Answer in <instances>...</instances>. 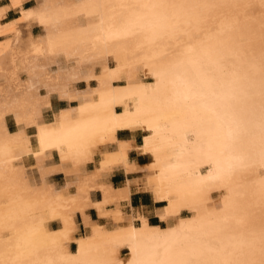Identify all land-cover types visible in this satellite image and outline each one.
Listing matches in <instances>:
<instances>
[{
  "label": "bare ground",
  "instance_id": "1",
  "mask_svg": "<svg viewBox=\"0 0 264 264\" xmlns=\"http://www.w3.org/2000/svg\"><path fill=\"white\" fill-rule=\"evenodd\" d=\"M31 1L34 4L27 6ZM121 1L123 0H6L4 3V0H0V264H70L71 259L79 256L81 243L77 253H73L71 250V246L78 241L89 239L97 234L103 236L130 232L133 223L139 220L142 223L140 231L147 230L150 225L148 216L150 212H147L145 207L135 212L127 210L125 205L130 200L133 188L139 187L141 182L146 181L145 177L152 173L155 168L154 161L148 160L140 163L139 159H132L130 155L136 151L135 142L131 139L117 137L116 129L127 123L130 116L134 115V111L137 114L146 113L157 119H159V111H163L165 120L171 121L178 118L179 115H172L174 117L169 120L167 115L169 114L170 117L171 112L182 109L175 108L176 105H165L163 102L165 97L158 85L153 86V83L149 89V86L145 89L146 86L141 82L142 72L146 76L149 71L150 73L161 71L160 67L156 65L151 68L150 66L154 63H150V61H155L157 64L162 63L161 65L172 62L171 58L168 60L167 56L162 57L164 55L161 53L164 51L163 48L156 49L157 52H154V56L153 53L152 56L149 54L153 60L148 57L151 60L147 61L145 58L142 59L144 56L141 58V55H137L139 52H136L137 54L130 52L129 48L136 45L134 43L136 41L129 45L131 41L128 39L129 42L124 43L123 38V43L113 44L105 39V35L115 32V29L118 32L123 28L126 30L127 23L120 24L124 22L123 20L131 11L130 9L128 12L123 11L125 10L123 6L129 7L128 4H131V0H127L126 2H129L125 4L120 3ZM155 1L152 0L154 3ZM157 1H159V6H154L155 4L151 0H144L141 3L150 4L151 7L148 9L159 7L160 9L156 8L158 9L156 11L160 12L162 17V14L165 15L162 12L167 8L161 5V0ZM182 1H184L182 3L184 5L185 0ZM187 1L191 4L195 0ZM214 1L206 0L209 5L211 4L207 6L211 7ZM240 1L231 0V4L238 5L237 3L240 4ZM189 2L186 3V6L184 5L185 9L189 8L187 7L190 5ZM226 2L230 5L229 1ZM259 2L262 1L259 0ZM164 3H167V0ZM176 3L173 4L176 5ZM202 3L199 2V4ZM195 4L197 5V3ZM216 4L214 3V6ZM118 5H123L124 9L121 13H118L120 11ZM236 5L230 6L231 20L227 23L221 21L228 26L219 23L221 26H226L225 29H222L223 26L221 28L219 25L222 29L221 32L218 30L219 28L217 29L220 37L223 38L221 41L225 40L221 45L229 47L230 50L226 52L227 54L234 51L233 56L241 51L245 55L256 56V60L250 56V59L253 58L251 61L254 64L252 67L250 65V68L257 66V69H261L262 67L261 70L264 71V27L260 26V23L264 26V13L262 15L258 13L262 8L257 10L261 4L254 7L257 11L254 13L259 14L257 16H260V19L251 17L254 14H249L244 18V10V14L240 13L241 9L239 10ZM136 6L138 10L139 3ZM203 6H200L201 9ZM111 7L112 9L116 7L117 11L110 9V12H107V9ZM224 7H218V9H224L226 12L228 10L229 13V9ZM177 8L179 7L177 6ZM198 8L196 13L203 11V9L199 11ZM189 9L195 10L191 6ZM189 9L186 11L190 12ZM209 9L211 11V8ZM215 9H213V13L211 11V17ZM11 11L17 12L18 17L8 20ZM174 11L175 9L173 13ZM249 11L253 13V10ZM203 13L206 14V12ZM222 13L220 15L218 12L215 15L218 14L222 18L225 16ZM124 15L126 16L124 17ZM131 15H129L130 19L133 17ZM138 15L137 17H139ZM150 16L152 18V15ZM176 16L179 15L176 14ZM184 17L186 16L183 15ZM144 18L146 17L144 16ZM193 19L196 21V18ZM126 20L128 21V19ZM167 20L170 21V19ZM186 20L189 22L190 18L187 17ZM204 20L203 23H207ZM190 21L192 24L194 23L193 20ZM199 21L197 22L199 23ZM141 22L142 20L139 19L137 24L140 25ZM170 22L173 23V21ZM188 22H186V26ZM208 22L212 24L213 21L209 19ZM157 23L159 24V22ZM216 25L218 26V24ZM216 25L214 24V27ZM101 27H106V34L103 33V30V34L100 35ZM35 28H40L38 34L34 33ZM203 28L205 27L203 26ZM206 29L198 31L206 32ZM190 32L187 33L191 34ZM199 32L198 34H200ZM136 33L135 29L131 34L130 29L126 32L130 38V35H135V39ZM195 33L193 38L196 39ZM121 35H124V31ZM184 37L186 38V36ZM141 39L142 43L143 39ZM206 40L208 41L209 38ZM246 41L247 44L244 43ZM125 46L129 47V52L121 53ZM207 52L208 48H202L199 51V58H204L206 63L210 59ZM159 54L162 55L159 56ZM227 54L225 55L227 56ZM128 55L130 57H127ZM260 61L263 63L260 64ZM147 67L151 69L148 71ZM157 67L159 69H156ZM228 67H221L222 70L221 68L220 70L229 69ZM227 69L224 71H228ZM213 70H217V68ZM144 82L146 84V81ZM255 91L259 92V90ZM140 101L138 109L134 102L139 103ZM61 102H66V107L55 109ZM50 112H52V119L48 120ZM10 118L16 125L15 131H11L9 127ZM32 129H34L33 134ZM232 138L233 135L230 140H233ZM227 140L229 139L222 132L213 134L211 138L212 150L210 153L214 155L213 163L215 165L212 167L216 172L217 169L220 170L217 177L212 176L214 177L210 183L212 188L218 187L223 178L231 180L236 169L231 175L229 173L232 172L233 166H238L234 162L231 163V158H222L223 155L230 154L228 153L229 143ZM229 157L233 156L230 154ZM117 169L122 170L127 176L124 185L118 188L114 187L110 181L112 173ZM58 176L61 178L58 179ZM229 182L233 183L234 179ZM232 186L229 184L230 189L234 188ZM229 187L224 189L229 190ZM91 211L95 212V219H93Z\"/></svg>",
  "mask_w": 264,
  "mask_h": 264
},
{
  "label": "flooded vegetation",
  "instance_id": "2",
  "mask_svg": "<svg viewBox=\"0 0 264 264\" xmlns=\"http://www.w3.org/2000/svg\"><path fill=\"white\" fill-rule=\"evenodd\" d=\"M126 1L123 0L120 3L125 4L129 2ZM156 8L160 9L159 7H153L152 10L155 12L151 10V13H156L158 11ZM151 13H146L144 15L146 18L144 16L139 17L142 20L140 24H143L142 26L139 23L132 24L130 22V25L127 24L128 26L125 28L127 31L130 29V34L134 29L135 31L137 30L136 39L139 38L137 39L138 43L144 32L150 33L149 38L145 39V41L141 39L142 43L140 42V44H146L145 48L149 46L154 48L149 53L150 55L153 53L152 55L154 56L153 50L156 49L155 46L158 47L160 44H165L167 42L166 38H174V36L170 35L171 29L182 27V25L179 22L176 26L170 24L169 20H167L170 18H167L169 14L166 17L165 15L157 17ZM150 15H152V18ZM154 20L159 22V24ZM204 23L198 24L199 27L205 26L206 23ZM153 24H158L159 28ZM122 30L118 32L115 29V32L111 33L112 36L108 33L105 35V39H108L107 41L110 43L119 44L123 43L124 38V43L131 41L129 44L131 45L136 41L134 43L137 44L135 35H130L131 38L128 37L125 29L123 31L126 36L121 35ZM216 34L215 36L208 37L210 43L206 40L207 44L218 45L220 43L219 41L223 38L220 37V33ZM109 36L111 39L108 38ZM159 41L161 43H158ZM204 45L206 44L199 46V48L194 47L195 50L192 48V51H186L183 55H179L178 59L174 58L172 62L166 65L158 66L160 69L158 67L156 69L161 71H156L155 76L150 74L145 78L146 83H156L155 85H158L159 89H162L165 105H176L175 108L178 107L185 110L182 116L174 118L171 121H166L163 111H159V119L153 118L146 113H138L131 115L127 123L120 125L116 129L117 137L131 139L135 142L136 151H133L130 155L132 159H139L140 163L148 160L154 161L155 168L152 170V173L148 177H145L146 181L141 182L138 185L139 187L133 188L130 200L125 205L127 210H134L135 212L145 207L144 209L150 212L148 214L150 226L147 230L140 231L142 223L139 220L133 223L130 232L103 236H99L98 234L97 236L93 235L83 242L82 255L71 259L70 264H83L84 261H89L91 264H138L141 259L149 258V250L152 247V242L147 239L149 235L160 237L174 232L178 233V238L182 242L176 246L177 250L193 253V255L188 257L192 261V264H195V254L205 257L219 255L222 258L238 261L239 264H264V243H262V237H264V208L261 207L259 196L261 186L264 184V177L259 180L256 178L258 173L264 172V167H262L264 161H262L260 155L262 146L261 114L264 111V71L261 70L262 67L261 69H257V66L250 68V70L248 69V65L245 64L242 69L237 70L234 74L218 76L219 69L213 70L216 64L226 61L227 57V59L231 58L234 51L228 54L225 53L227 56L218 50L210 52L208 53L210 58L208 64L206 63L207 61H204V58H199V51ZM134 46L135 44L130 48L125 46L123 48L124 51L122 50L121 53L131 49L130 52L137 54L138 52ZM221 53L223 54L222 56ZM131 56H133L132 53ZM223 56L225 59H223ZM127 57L130 56L128 55ZM240 57V61L245 59L251 62L252 60L250 56L247 58L245 54H242ZM231 59L234 60V57ZM190 60L197 62L200 68L199 73L195 70L193 64L190 63ZM223 62L220 64H223ZM261 63L263 61H260ZM211 65L214 66L212 67ZM246 72H249V74H246ZM157 74L163 75L160 79H157ZM209 81H211V85H209ZM220 82L223 83V87H218ZM210 86L216 91L217 97L210 96ZM229 87L235 88L239 94H234L231 97V103L237 106L238 112L243 113L245 126L238 130V135L233 134V140H228V143L232 145L228 147V153L233 156L236 153L244 155V152H246L247 155L243 156L245 163L241 161L234 164L239 165V169L245 164L244 167L252 173L248 177H245V179L241 178L240 183H235V181L233 184L231 183L232 187H234L230 189L231 191H227L224 188L219 190L221 188L219 186L210 190L212 188L210 186L212 178L203 180L200 178L204 177L211 169L213 173H217L215 168L212 167L214 165V155L210 153L211 148L208 152H200L196 145L192 143L193 138L188 133L193 131V128L189 126L188 121L191 120L192 124L200 125H211L215 122L218 130L223 129V123L215 120V118L221 115L232 118L230 112L222 109L218 98L219 94L226 91ZM189 88L204 98L191 99L187 96ZM255 90L263 91V93L258 96ZM209 105L211 106V110H208ZM195 109L199 112L195 113ZM221 132L217 131L214 134ZM212 135L209 137L201 133L199 138L201 140L210 139L211 141ZM185 144H187V148L183 147ZM174 152L175 154L171 156ZM159 167L161 169L158 170ZM197 168L199 169V177H197V172L195 171ZM255 168H257L258 173L254 170ZM130 178H133V176H130ZM126 179L127 176L120 169L115 170L110 177L111 184L117 188L122 187ZM216 179L218 180V178ZM225 198H230L236 207L243 206L246 211L240 214V222H236L237 224L233 220H226L220 226L212 225L210 223L214 218L212 214L218 212L221 202ZM168 203H171V205L169 209L164 211V207L166 208ZM91 214L93 219H95V212L91 211ZM198 221L202 222L204 231L217 230V227L222 229L220 235L223 237V243L215 239L201 237L198 231L201 225L196 223ZM158 225L161 226L162 231H165L168 227L170 230L162 233H148V231L154 229V227H158ZM181 225H190L194 230L192 232H179ZM137 231L143 234H135ZM74 245L75 251L71 247L73 253L76 252L77 248V245ZM204 245H207L213 251L208 252ZM164 250V246L158 248V255L162 256Z\"/></svg>",
  "mask_w": 264,
  "mask_h": 264
},
{
  "label": "rangeland",
  "instance_id": "3",
  "mask_svg": "<svg viewBox=\"0 0 264 264\" xmlns=\"http://www.w3.org/2000/svg\"><path fill=\"white\" fill-rule=\"evenodd\" d=\"M144 0H131L130 2H131V4L129 3L128 5H129V7H131V8H129L127 5H118L119 6V8H118V6H116L117 7V9H119L120 11L118 12V13H121V11L124 9L123 7H125V10H123V11H126V12H128L129 11V9L131 10L129 13H128V15H127V17H125L126 15H124V17L126 18V19H128V21L126 20H123L124 22L123 23H121L122 22V20H121V24L120 25H124V23L126 22L127 24L128 23H130V22H132V23H137L138 21H139V17H140V15L141 16H144L145 14H146V11H147V13L148 12H150L151 13V10H152V8L151 9H148V8H150L151 7V5L150 4H148V3H141V2H143ZM172 0H169L166 4L169 6V8H168V6L167 7H165V8H167V9H164V11L162 12V13H164L165 15H166V13H167V15L168 14H170V20H172L173 21V23L174 24H177L178 22H180L181 24H182V27L183 28H181V27H177V28H174L172 31H170V35L171 36H174V41H173V39H172V37L171 38H166V40L168 41L166 44H164V45H161L160 47L158 46H155V48L157 49V50H161V48H163L162 50H164V51H161V53L162 54H164L165 56H167V59L168 60H170V58L171 59H174V58H177V56L179 57V55H183L186 51H189V49H192L194 46H195V44L197 45V41H201V40H206V39H208V37H209V34H210V36H211V34L212 35H214V34H216V33H218L219 31L221 32V30L222 29H225V27L226 26H228L227 24H225V23H227V22H229V20H231V18H232V13H231V10H230V6H234V5H236V4H231V0H220L221 2L222 1H225L224 3L222 2H220L219 0H215L214 2H213V4H212V6H214V3H217L214 7H208V6H210L209 5V3H207L206 2V0H202V1H197V0H195V1H197V2H195V1H192V3L190 4V2L189 1H187V0H185V6H186V3L187 2H189V4L190 5H187V7H189L190 8V6H191V8H195V10L194 9H192V11H191V9H189V8H187V9H185L186 7H184V5H182V3L184 2V1H182L181 2V0H173V2H171ZM177 1H179V2H177ZM203 1H205L204 3H202ZM217 1V2H216ZM218 1H219V4H220V6H218L219 4H218ZM226 1H229V3H230V5L226 2ZM233 1V0H232ZM245 1V0H244ZM243 0H241L240 2L241 3H245L244 5H242L241 3V5L239 4V3H237L238 5H236L238 8H239V12L240 13H242V14H244V12H245V14L243 15L244 16V18L245 17H247L249 14H254V16H251V17H255V18H258L259 17V19H260V16H257V15H262L264 12H262V10H264V0H261L262 2H263V4H262V2H259V0L258 1H254V0H246L245 2H244ZM254 1V3L255 2H257L256 4H250L249 5V3H251V2H253ZM6 2V0H4V3ZM138 4L139 3V6H138V10H137V6H136V4ZM138 2V3H137ZM151 2H152V0H151ZM158 4H157V3ZM164 2H165V0H164ZM176 3V5H175V7H173V8H170V7H172V4L173 3ZM194 2V3H193ZM199 2H201L202 4H199ZM247 2H248V6L246 7V5H247ZM261 4H259V3ZM153 4H155L154 6H159V1H155V3L154 2H152ZM169 3H172V4H169ZM195 3H197V5L195 4ZM227 3V4H226ZM235 3V2H234ZM34 4V2L33 1H31V2H29L28 4H27V6H32ZM134 4V5H133ZM145 4V5H144ZM193 4H195L194 6H193ZM203 4H204V6H203ZM223 4H225V5H223ZM132 5V6H131ZM149 5V6H148ZM174 5V4H173ZM203 6V7H207V8H203L202 7V9H203V11H201L202 9H201V7L200 6ZM208 5V6H207ZM239 5H240V7H239ZM258 5H260V7H257V10H258V8H262L261 10H260V12H258L259 14H255L254 12H257L255 9H254V7H256V6H258ZM123 6V7H122ZM143 6V7H142ZM177 6L179 7V8H177ZM180 6H181V8H180ZM195 6H197V7H195ZM198 6H199V8H198ZM221 6H222V8L224 7V8H226V9H229V13H228V10H227V12L226 11H224V9H218V7H220L221 8ZM227 6H228V8H227ZM244 6V7H243ZM251 7V9H250V7ZM263 6V7H262ZM116 7L114 8V9H112V7L111 8H109V9H107V12H110V9H112V10H114V11H117V9H116ZM127 7V8H126ZM134 7H136V8H134ZM141 7V8H140ZM243 7V8H242ZM197 8L199 9V11H201V12H199L198 13V11H197V13H196V10H197ZM209 8H211V11H212V13H213V9H215V10H217V11H215L214 10V14H213V16L211 17L210 15H211V11H210V9ZM247 8V9H246ZM253 8V9H252ZM116 9V10H115ZM133 9V10H132ZM171 10V12H170V10ZM175 9V11H176V14L177 15H179V16H176V14H175V11H174V13H173V10ZM178 9V10H177ZM190 10V12L189 11H186V10ZM209 11H208V10ZM136 10V11H135ZM167 10V12H165ZM182 10V11H181ZM205 10V11H204ZM243 10H244V12H243ZM246 10V11H245ZM249 10H253V13H251L252 11H249ZM141 11H142V13H141ZM178 11H179V14H178ZM181 11V12H180ZM183 11L185 12L184 14H183ZM194 11V12H193ZM232 11H233V8H232ZM259 11V10H258ZM133 12H135L134 14H133ZM138 12V13H137ZM203 12H206V14L205 13H203ZM209 12V13H208ZM220 13V15H221V13L222 12H226L225 14L224 13H222V15H225V16H222V18H221V16L220 15H218V14H216L215 15V13ZM133 14V15H131V14ZM140 13V14H139ZM145 13V14H144ZM158 13V15L160 16L161 15V13L160 12H157ZM157 13H153V15L154 16H156L157 15ZM173 13V14H172ZM188 13H190L189 14V16H188ZM195 14V15H193V14ZM139 14V15H138ZM182 14V15H181ZM192 14V15H191ZM199 14V15H198ZM203 16H205V17H203ZM213 19H211L208 15ZM230 14V15H229ZM129 15H131V16H133V17H135V18H131L132 19V21H131V19H130V16ZM137 15L139 16V17H137ZM157 15V16H158ZM174 15V16H173ZM183 15H185L186 17H184L183 18ZM198 15V16H197ZM128 16H129V18H128ZM158 16V17H159ZM162 16H163V14H162ZM179 17L180 19L178 20V18H172V17ZM181 16V17H180ZM194 16V17H193ZM216 16V17H215ZM226 16H229V17H226ZM231 16V17H230ZM264 16V15H263ZM262 16V17H263ZM16 17H18V14H17V12H15V11H11L10 13H9V16H8V20H10V19H13V18H16ZM188 17V19L190 18V20H193V24H192V21H190L189 20V22L186 20V18ZM208 17V18H207ZM214 17V18H213ZM250 17V18H251ZM193 18H196V21H194L195 19H193ZM215 18H216V20H218V21H216L215 20ZM217 18H219V19H217ZM224 18H225V20H224ZM129 19H130V21H129ZM174 19V20H173ZM199 19H200V21H199ZM205 19V20H204ZM209 19H210V21H213L212 22V24H211V22H210V24H209ZM248 19V18H247ZM252 19V18H251ZM254 19V18H253ZM182 20V21H181ZM186 20V21H185ZM203 20L204 21H206L208 24H209V26H208V24L206 25V26H208V27H206V26H204L205 28H203V27H199L198 28V26L199 25H197V24H201V23H203ZM214 20H215V23H214ZM219 20H220V22H219ZM177 21V23H175ZM197 21H199V23L197 22ZM221 21H223V22H225V23H223V22H221ZM186 22H188V24H187V26H191L190 28L188 27V28H186L187 26H186ZM201 22V23H200ZM218 22V23H217ZM169 23L170 24H173V23H171L170 21H169ZM219 23H221V24H223V25H226V26H223V28H222V26H221V24H219ZM260 23V22H259ZM127 24L125 25V27L127 26ZM173 24V25H174ZM194 24H196V25H194ZM214 24L216 25V24H218V26L216 25V27H214ZM264 24V23H263ZM219 25H220V27L222 28V29H220V27H219ZM159 25L158 24H156L155 25V27H158ZM195 26V27H194ZM197 26V27H196ZM211 26V27H210ZM212 26H213V28H215V29H213L212 28ZM260 26H262V27H264L263 25H261V23H260ZM185 27V28H184ZM193 27V28H192ZM103 27H101L100 28V35L101 34H106V32H107V29H106V27H104L103 29H102ZM181 28V29H180ZM194 28H197L196 30L194 29ZM206 28H208V29H206ZM210 28H211V30H210ZM219 28V29H218ZM124 29V28H123ZM188 29H189V31H188ZM204 30L205 31V29H206V32H201L202 34H203V36H202V34L199 32V31H201V30ZM217 29L219 30V31H217ZM103 30H104V32H103ZM106 30V31H105ZM184 30V31H183ZM193 30H195L196 31V33H195V31H193ZM199 30V31H198ZM210 30V31H209ZM214 30H215V33H214ZM175 31V32H174ZM190 31H192V32H194L195 33V36H196V39L195 38H193L194 37V33H191ZM40 32V28H35V30H34V33L35 34H38ZM103 32V33H102ZM187 32H190L191 34H193V35H191V34H189V33H187ZM198 32L201 34H198ZM211 32V33H210ZM151 33H152V31H151ZM185 33H187L186 35H185ZM207 34V36H206V34ZM214 33V34H213ZM150 34V33H149ZM149 34L147 33H144L142 36H141V38L145 41V39H148L149 38ZM175 34V35H174ZM181 35V38H178L179 36H177V35ZM183 35V36H182ZM188 35H189V37H188ZM192 37H191V36ZM199 35V36H198ZM184 36H186V38L184 37ZM202 36V37H201ZM202 38V39H201ZM169 39H172V40H169ZM178 39V40H177ZM189 39V40H188ZM192 40V41H191ZM170 41V42H169ZM224 41L225 40H222L220 43H218V45L220 44V47H218V45H212V44H206V45H204V47L203 48H208V52L207 53H209V49H210V52H213V50H218V51H221L222 53H226V52H229V47H225L224 45H221V44H223L224 43ZM196 42V43H195ZM170 43H173V44H170ZM175 43V44H174ZM190 43V44H189ZM192 43V44H191ZM244 43H248L247 41L246 42H244ZM137 45H139L140 46V42L139 43H137L136 45H135V49H136V51L137 52H139V54H137V55H141V58L142 59H144L145 58V60H147V61H149V60H153V57H149V58H151V59H149L148 58V56H149V51H152V49H154V48H152V47H147V48H145V46H146V44H143V45H141L140 46V49H138V47L139 46H137ZM166 45V46H165ZM192 45H194V46H192ZM209 45V46H208ZM163 46H165V47H163ZM206 46V47H205ZM222 46H223V48H222ZM195 47H197V46H195ZM218 47V48H217ZM264 47V46H263ZM160 48V49H159ZM217 48V49H216ZM142 49V50H141ZM146 49H148L147 51H146ZM150 49V50H149ZM154 50L153 52H157V50ZM169 49V50H168ZM171 49V50H170ZM213 49V50H212ZM226 49V50H225ZM176 50V51H175ZM223 50H224V52H223ZM141 51V52H140ZM174 51V52H173ZM146 53L145 55L143 54V53ZM164 52V53H163ZM175 52H177V53H175ZM240 52V51H239ZM148 53V54H147ZM173 53V54H172ZM161 54V55H162ZM168 54V55H167ZM174 54H176V55H174ZM243 53H242V51L240 52V53H236V56L234 55V56H232V57H234L235 59H237V57L239 58L241 55H242ZM148 55V56H147ZM160 54H159V56H161ZM163 55V56H164ZM174 55V56H173ZM239 55V56H238ZM247 57H249V56H252L254 59L255 58H257L256 56H253V55H246ZM251 57V58H252ZM147 58V59H146ZM252 58V59H253ZM154 59H156V58H154ZM232 62H231V61ZM237 60H239V59H237ZM256 60V59H255ZM254 60V61H255ZM246 63H245V62ZM253 61V60H252ZM252 61L251 62H247V60H243V61H240V62H242L241 64H240V62L239 61H237V63L235 64V62L236 61H233V59H231V58H229V61H228V59L223 63V65H219L220 63H218V64H216V66H215V69L217 68H219V72H218V76H225V75H231V74H234L237 70H238V68L239 69H241L243 66H241V65H244V64H247V63H249V65H248V69H250V65H251V67L254 65L253 63H252ZM227 62H229L228 64H227ZM234 62V63H233ZM150 63H154V64H152L150 67L152 68V66H159V65H161L160 63L159 64H157L155 61L154 62H151L150 61ZM156 63V64H155ZM252 63V64H251ZM233 64V65H232ZM225 65H227V66H225ZM232 65V66H231ZM218 66V67H217ZM223 66H225V67H228L229 69H227L228 71H224V70H226V69H223V71H221L222 70V68H225V67H223ZM245 66V65H244ZM149 67V69H148V67H147V70L149 71L151 68ZM222 67V68H221ZM220 68H221V70H220ZM235 69V70H234ZM251 70V69H250ZM221 71V72H220ZM234 71V72H233ZM231 72V73H230ZM144 72H142L141 73V82H142V84L143 85H145L146 87H145V89H147V87H148V89L152 86V84H145V78L147 77V76H149L150 74H153V75H155V73L154 72H151L150 73V71H149V73L145 76L144 74H143ZM246 74H249V72H246ZM241 76H244V75H241ZM143 79V80H142ZM155 84L156 83H154V85L153 86H155ZM154 88V87H153ZM156 88V87H155ZM263 93V91H259L257 94H258V96H260V94H262ZM140 103H141V101L139 102V103H135L134 102V105H136L137 107L138 106H140ZM137 104H139V105H137ZM66 102H61L55 109H57L58 107H66ZM138 109H139V107H138ZM180 109V108H179ZM182 109V108H181ZM199 111L197 110V109H195V113H198ZM213 112H216V111H213ZM137 114V112H135L134 111V113L133 114ZM171 113H173V114H171ZM170 113V117H169V114L167 115V119L169 120V118L171 119L172 117H174V116H177V115H179L178 117H180L181 115H183L184 113H185V110H176V111H173V112H171ZM176 113V114H175ZM172 115H174V116H172ZM48 120H51L52 119V112H50V115L48 116V118H47ZM9 127H10V129H11V131H15L16 130V125H15V123H14V121H13V119L12 118H10L9 119ZM33 132H34V129H32V134H33ZM227 143H228V140H227ZM227 143H224V144H227ZM225 150V149H224ZM175 154V152L174 153H172L171 154V156H173ZM223 155V154H222ZM247 155V153L246 152H244V155H242V153H236V154H234L233 156L234 157H229L230 156V154L228 155V154H226V155H223V159L224 158H231V163H237V162H241V161H243V163H245V159H244V157L243 156H246ZM245 165V164H244ZM244 165L239 169V165L238 166H233L232 167V172H230L229 173V175H231L234 171H235V169H236V171H237V173H233V178L232 179H234V181H235V183H240V181L242 180V179H245V177H248L249 175H251V171H249V169H247V168H245L244 167ZM258 168V167H257ZM257 168H255L254 170L258 173V171H257ZM159 169H161L160 167L158 168V170ZM238 169V170H237ZM197 173H196V175H197V177H199L200 176V174H199V169L197 168L196 170H195ZM209 172H211V174H212V176H214V177H217L218 176V174L217 173H213V170L211 169V170H209ZM254 174V173H253ZM235 176V177H234ZM214 177H212V178H214ZM251 177V176H250ZM264 177V175H262V173H258V176L256 177L258 180L259 179H261V178H263ZM61 178V176L59 177L58 176V179H60ZM242 178V179H241ZM232 179L230 180V179H228V178H223L222 179V181H221V186L220 185H218L219 187H223V188H228L229 187V184L230 185H232L233 183L232 182H229V181H232ZM232 183V184H231ZM225 186V187H224ZM215 187H213L212 189H214ZM211 189V190H212ZM229 190H230V187H229ZM228 189H227V191H229ZM170 205H171V203H168V205H167V207L165 208L164 207V211H166L167 209H169V207H170ZM138 220V219H137ZM57 226V225H56ZM150 226V225H149ZM170 230V228L168 227V228H166L165 229V231H162V229H161V226L160 225H158V227H154V229H151L150 231H148V233H162V232H168ZM136 232V231H135ZM146 232V231H145ZM135 234H143V233H138V231H137V233H135ZM85 240V239H84ZM84 240H82V241H78L77 243H76V245H77V248H76V253H77V251H79L78 249H79V245H80V243H81V245H80V253H79V255L81 256L82 255V248H83V242H84ZM72 249H74L75 248V245L73 244L72 246ZM71 249V250H72Z\"/></svg>",
  "mask_w": 264,
  "mask_h": 264
},
{
  "label": "snow or ice",
  "instance_id": "4",
  "mask_svg": "<svg viewBox=\"0 0 264 264\" xmlns=\"http://www.w3.org/2000/svg\"><path fill=\"white\" fill-rule=\"evenodd\" d=\"M161 5L164 7H167L168 5L164 3V0H161ZM172 7H175V5H172ZM187 34V33H185ZM206 40H201L197 42V47L206 44ZM189 51H192V49H189ZM190 63L193 64L195 70L199 73L200 68L199 65L195 60H190ZM163 74H157V79H160ZM209 85H211V81L208 82ZM218 87H223V83L220 82L218 84ZM209 94L212 97H217L216 91L210 86L209 87ZM239 95L237 93V90L233 87H229L226 91L219 94V100L221 102L222 109L226 110L227 112H230L232 114V118L226 117L224 115L218 116L215 118V120H218L223 123L224 127L223 129H217L215 122L211 125L204 124H192L191 120L188 121L189 126L193 128V131L189 132L188 135L191 136L192 143H194L197 147V149L200 152H208L211 148V141L210 139H204L201 140L199 137L201 133L205 134V136H211V134L216 133L217 131H222L227 139H231L233 134L238 135L239 129H242L245 126V119L243 113H240L237 111V106L231 103V97L233 95ZM183 95V94H182ZM187 96L190 97L193 100H196L197 98L203 99L204 97L201 96L199 93L195 92L194 90L187 91ZM181 103H183L181 101ZM186 107V106H185ZM208 110H211V106H208ZM163 115V113H161ZM261 136H262V146H261V159L264 161V111H262L261 114ZM167 127V126H164ZM231 143L229 144V147H231ZM183 147L187 148V144L183 145ZM264 167V165H262ZM219 169H217V172L219 174ZM262 175H264V172H262ZM212 174L211 172L206 173L204 177H201L200 179H211ZM260 202L261 207L264 208V184H262L260 192ZM246 209L241 207H236L230 198H225L221 202V206L219 207L218 212L212 214L213 219L211 220L212 225L220 226L224 221L226 220H233L237 223L240 222V214L244 213ZM201 225L199 231V235L201 237L211 238L215 239L220 243H223V237L220 235V232L222 229L217 227V230L212 231H204L203 230V224L202 222H196ZM194 229L192 226H185L181 225L179 228V232H192ZM149 241L152 242V247L150 248V255L149 258L141 259L138 264H192V261L188 258L190 255H193V253H190L188 251L184 250H177L178 245H180L182 242L178 238V233H172L167 236H160L156 237L153 235H149L147 237ZM262 243H264V237H262ZM161 246H164V253L162 256H159L157 253V249ZM205 249L208 252H212L213 249L208 247L207 245H204ZM75 251V248L74 250ZM195 264H239L238 261H232L226 258H222L219 255L217 256H202L200 254H195ZM83 264H91L89 261H84Z\"/></svg>",
  "mask_w": 264,
  "mask_h": 264
}]
</instances>
